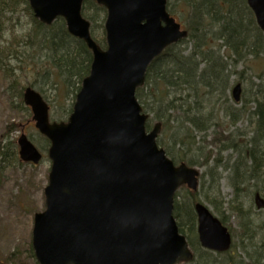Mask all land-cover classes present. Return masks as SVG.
Returning <instances> with one entry per match:
<instances>
[{
  "label": "water",
  "instance_id": "obj_1",
  "mask_svg": "<svg viewBox=\"0 0 264 264\" xmlns=\"http://www.w3.org/2000/svg\"><path fill=\"white\" fill-rule=\"evenodd\" d=\"M107 8V49L92 38L82 16L84 0H30L46 24L65 18L68 31L92 50L67 122H51L50 106L31 87L24 101L35 125L51 141L46 209L34 218L32 244L40 264H177L193 252L173 216L174 197L186 184L196 190L199 170L175 165L157 145L161 124L146 131L135 92L149 65L188 32L167 0H96ZM264 31V0H248ZM236 100L241 85L233 89ZM20 158L38 163L39 150L22 134ZM258 205L264 201L257 196ZM203 247L226 251L231 235L201 202L195 205Z\"/></svg>",
  "mask_w": 264,
  "mask_h": 264
},
{
  "label": "trees",
  "instance_id": "obj_2",
  "mask_svg": "<svg viewBox=\"0 0 264 264\" xmlns=\"http://www.w3.org/2000/svg\"><path fill=\"white\" fill-rule=\"evenodd\" d=\"M21 4L34 22L26 34L29 44L26 47L30 51H17L16 55L22 65L19 69L25 73L24 85L16 80L20 76L14 79L19 86L17 95L22 108L30 111L22 97L26 84L38 88L42 93L49 85L55 91L56 101L57 96L68 101L69 96L74 95V102L83 79L90 72L91 51L82 40L68 33L63 19H58L51 26L39 22L28 0H0V35L4 32L7 13L18 12ZM168 9L186 26L188 37L168 47L153 61L144 86L137 91V97L143 108L152 114L153 119H150L147 127L150 128L153 121H161L162 133L166 131L168 140L177 148L178 156H175L159 139V144L167 149L168 155L176 163L186 162L194 166L191 151L198 147L200 140L197 138L216 126L220 114L235 118L231 103V77L240 63L246 62L249 57L256 59L264 54V32L257 26L247 0H168ZM82 11L92 23V35L99 44L104 45L105 37L98 39L94 26L98 24L104 31L105 8L94 0H85ZM0 55H6L2 49ZM24 63L29 64L28 72ZM262 94L264 97V90ZM73 102H65L62 114L52 112V115L61 116L59 120L65 119L72 111ZM256 102L258 106L253 114L257 118V133L264 140V101L256 99ZM238 145L234 142L226 148L237 151ZM241 149L251 165L245 162L234 165L236 181L232 182V186L236 201L245 188L243 184L250 183L252 178H263L262 184L255 185L261 186L257 191L264 192V160L254 153L252 147ZM216 162L212 163H215L214 169L221 166ZM209 174L211 186L215 187L217 178L214 173ZM187 192V201L179 203L177 200L174 208L179 228L195 251L194 260L187 264H239L236 261L239 259H249L251 264H264V210L257 211L254 207L240 204L232 206L233 213L238 217L240 242L234 243L226 253H214L203 249L198 240L194 210V204L199 200L198 192ZM206 197L217 207L215 191ZM224 217H220L223 223L226 222ZM243 251H247L245 257L238 258L236 252Z\"/></svg>",
  "mask_w": 264,
  "mask_h": 264
},
{
  "label": "rangeland",
  "instance_id": "obj_3",
  "mask_svg": "<svg viewBox=\"0 0 264 264\" xmlns=\"http://www.w3.org/2000/svg\"><path fill=\"white\" fill-rule=\"evenodd\" d=\"M24 8L25 6L21 4L17 9L18 12L7 13L4 32L0 35V49L6 54L0 55V152L3 153L0 154V264H39L33 256L32 229L35 213L45 208L44 189L48 184L51 166L47 155L48 145L35 128L31 112L22 108L21 99L17 95L19 87L17 82L24 85L25 73L19 69L22 68V65L17 61L16 55L17 51H30L29 47H26L29 45L26 34L29 33L34 23ZM94 29L98 39L105 36L100 25H95ZM23 66L28 72L29 64L24 63ZM15 76L21 78L16 79ZM231 80L233 84L240 82L243 88L242 100L239 103H235L231 98L235 118L220 114L219 119L215 122L216 126L197 138L200 142L198 147L191 151V156L195 159V166L199 167L201 172L197 191L199 200L208 205L219 217L225 215L227 225L233 230V241L239 243L238 217L233 213L231 207L236 204L248 208L255 207L253 191L256 192L258 185L263 182V178L260 177L259 180L252 178L250 183L243 184L245 188L237 196L236 201L232 186V182L236 181L234 165L237 166L239 162L251 165L241 148L252 147L254 153L264 160V140L257 133L259 132L257 131V118H254L253 114L258 106L256 99H259L260 102L264 101L262 96L264 54L256 59L249 57V60L240 63ZM54 92L52 87L46 85L43 95L50 103L52 112L59 115L62 114L65 102L69 104L73 102L74 95H70L68 101L62 96H57L56 101ZM58 115L52 116L53 119H60L61 116ZM11 123L14 124V127L8 130L7 126ZM22 132L44 154L40 163L32 164L20 161L17 139ZM168 138V133L165 131L159 139L172 154L178 156L177 148L172 146ZM234 142L239 144L237 151L233 148H223L224 145L228 146ZM259 156L256 155L257 158H260ZM213 161H217L216 163L222 164L224 167L214 169ZM210 172L214 173L217 178V184L214 183L215 187L211 186ZM187 191L188 189L185 187L178 191L179 203L187 201ZM214 191L218 196L217 207L211 204L206 197L208 193L211 194ZM246 252H236L237 257L244 258ZM236 261L239 264H251L249 259Z\"/></svg>",
  "mask_w": 264,
  "mask_h": 264
}]
</instances>
